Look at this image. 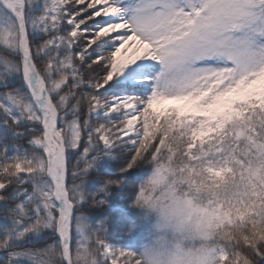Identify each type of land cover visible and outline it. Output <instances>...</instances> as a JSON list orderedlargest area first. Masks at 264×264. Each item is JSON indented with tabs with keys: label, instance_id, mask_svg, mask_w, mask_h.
<instances>
[{
	"label": "snow or ice",
	"instance_id": "1",
	"mask_svg": "<svg viewBox=\"0 0 264 264\" xmlns=\"http://www.w3.org/2000/svg\"><path fill=\"white\" fill-rule=\"evenodd\" d=\"M0 264H264V0H0Z\"/></svg>",
	"mask_w": 264,
	"mask_h": 264
}]
</instances>
